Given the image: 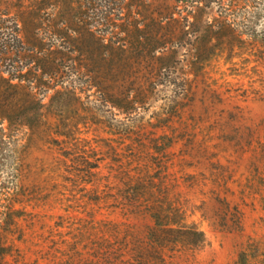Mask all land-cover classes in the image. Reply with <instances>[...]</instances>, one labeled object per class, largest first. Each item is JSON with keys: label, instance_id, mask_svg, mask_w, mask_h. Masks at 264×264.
Segmentation results:
<instances>
[{"label": "rangeland", "instance_id": "obj_1", "mask_svg": "<svg viewBox=\"0 0 264 264\" xmlns=\"http://www.w3.org/2000/svg\"><path fill=\"white\" fill-rule=\"evenodd\" d=\"M229 1L209 2L198 27L184 28L196 31L190 40L175 39L173 74L147 77L136 65V36L121 32L113 62L101 48L99 95L86 80L98 61L88 31L109 44L99 2L86 16L88 0H0V79L15 67L19 76L51 85L32 91L41 106L30 107L42 113L41 126L10 135L17 147L0 162V199L16 193L8 183L14 175L23 191L14 206L22 216L7 240L20 263L112 264L108 248L117 259L131 246L146 248L148 211L173 205L205 243L195 251H163V264H236L250 244L264 264V0ZM125 3L115 23L133 36L136 21L145 22ZM149 5L162 25L153 34L161 39L177 25L164 18L166 9L177 10L174 19L188 10L175 0ZM46 45L59 49L61 56L49 61L62 73L35 68ZM166 45L157 53H169ZM190 46L206 49L207 60L191 67ZM61 85L65 96L57 93Z\"/></svg>", "mask_w": 264, "mask_h": 264}, {"label": "trees", "instance_id": "obj_2", "mask_svg": "<svg viewBox=\"0 0 264 264\" xmlns=\"http://www.w3.org/2000/svg\"><path fill=\"white\" fill-rule=\"evenodd\" d=\"M128 1L136 6V14L139 16L141 15L145 22V25H141L139 24V21H136V35L133 36L130 35L127 30L121 31V25L115 23L116 17L121 15L123 9L128 5V3H125V0H88V2H90V7L86 8L87 12H85V15L87 16L88 11H90L91 14L96 13L95 4L99 2L100 5L104 7V9L100 11V20L104 26L106 36L109 35L107 38L109 44H107L104 43L106 40H101L103 39L101 37H94L95 34L92 31H88V35L95 45L96 49L94 53L95 58L98 59V61H96L97 64L92 67L91 73L90 75H87L86 80L89 81L90 86L98 89L99 95L103 93L99 89L101 88L102 78L100 81L98 79V76L102 74L100 64L104 61L102 59L103 51L101 48L112 52L108 59L110 62H113V59L116 57L114 55L119 52V50H122L121 48L113 47L115 44L120 45V43L123 42L121 32H125L124 34L127 35L126 37L136 36V65L138 69L141 70L143 68L145 70L147 77H152V74L160 77L163 76L166 71L171 74L172 72H175L176 65L178 63V51L173 45L175 43V39H182L183 41H186L184 38L189 39L191 34L194 35L196 31H190L192 33H189V31L184 30V28L189 26L198 27V24L196 25L195 21L201 13L208 10L207 4L211 2L219 6L224 0H175L183 2V4L188 7V10H186L187 13L184 17L174 19V11L177 10L172 7L166 9L164 12V18L172 20L177 25H174L172 30L173 32L170 33L168 37H164L163 39L155 37L153 34V31H155V29L162 28V25L157 19H153V15L156 13L153 9H151L150 6L152 5H149L152 4L153 1L158 0ZM97 11L99 12V10ZM157 12L158 15L161 14V11L158 10ZM159 18L163 19L160 16ZM190 18L191 20L193 19L192 22H189ZM178 21H182L183 23L178 24ZM210 28L211 27L208 26V29ZM205 33V39L202 41L203 46L204 42H209L208 39L211 37L209 35L216 34L212 31ZM11 41L18 43V39L14 36ZM102 43H104V46ZM168 43L172 46L169 53L166 55H160L157 53L160 48H164V45ZM184 44L187 43L185 42ZM68 45H70V47L73 45L76 46L75 40L68 39ZM10 46L13 50H11V52L16 55L15 57H18L20 54L19 48L13 49L14 46ZM191 50V55L185 56L186 62H190L189 64H192L191 67H196L197 65L195 64H200L202 61L207 60L203 57V53L206 52V49H204L203 52L198 49L193 51L191 47ZM209 50L211 51V49ZM39 51L42 53V56L40 55L41 57L38 58L40 61H38V65L35 68L37 70H41L48 76L50 74H57L61 67L49 60H57L58 56H61L59 49H53V46L46 45L45 47H40ZM5 52L8 53V51ZM0 54L4 55L2 52ZM28 54H30V56H27V58L32 59L35 57L31 51ZM141 66L143 67L141 68ZM71 69L74 72H78L80 70V68L76 69L74 67H71ZM12 70L13 72L10 74L8 73V77H2L0 79V162L2 163L7 159V157H9V153L14 154L15 151H13V147H17L14 139L12 140V143L10 141L11 136L13 138V133L19 131L20 128L31 130L41 126L43 119L42 113L40 114L37 111L34 112L35 108L30 107V103L41 104L40 101L36 99L35 94H33L32 91L34 89H42L43 91L50 90L51 86L50 83L46 81L35 79L32 73H28V75L32 74V77L25 78L24 76L21 77L18 75L19 73L17 68L12 67ZM140 72L141 71H139L138 74H140ZM60 73L62 72L60 71ZM62 86L63 85H61L60 88L63 91H57V93L65 96L66 93L64 91L66 89ZM11 144L12 147H9ZM16 166L18 167V163H16ZM13 178L18 180L17 175H14ZM15 179H10L8 183L16 190V193L11 194L10 197H5V199H0V264H22L19 261L18 255H13L11 249L12 246L7 244L8 237L10 236L12 230L13 232L15 230L14 228L16 227L17 220H19L22 216L20 215V211L22 210L14 208L16 203H20L17 197L21 196V193L23 192L21 187L17 185V181ZM8 183L3 182L1 184L2 188L7 187ZM147 214H149L151 220L153 221V225L146 235L147 247L136 250L134 246H131L127 251H125L126 253H121L118 259L113 257V254H111V252L117 253V250H111L108 248V256L106 257V260L112 261V264H133V258L136 257L137 253L139 258V261H137L138 264H163L164 259L161 256L163 251H174L176 249L195 251L205 243L203 232L198 230V228H196L193 224H186L183 213L179 210V208L170 205L168 211L158 212L149 210ZM107 244H110L109 241H107ZM256 252H258V247L255 244H250L246 248L241 249L238 254L236 264H259L260 261L258 260V256H260V254L258 255ZM101 256H104V254ZM126 256H128V258H126ZM8 258H11L13 262H10Z\"/></svg>", "mask_w": 264, "mask_h": 264}]
</instances>
